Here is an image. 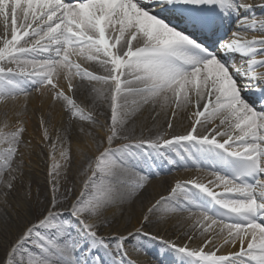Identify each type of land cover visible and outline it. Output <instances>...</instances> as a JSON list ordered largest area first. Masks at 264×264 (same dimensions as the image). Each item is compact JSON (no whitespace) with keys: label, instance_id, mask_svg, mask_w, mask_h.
Instances as JSON below:
<instances>
[{"label":"snow or ice","instance_id":"6c2138e0","mask_svg":"<svg viewBox=\"0 0 264 264\" xmlns=\"http://www.w3.org/2000/svg\"><path fill=\"white\" fill-rule=\"evenodd\" d=\"M33 94L67 126L39 115L47 203L0 240V264H264V0H0V105L16 117L0 120L6 233ZM73 127L82 154L95 148L75 195ZM175 168L195 174L149 192Z\"/></svg>","mask_w":264,"mask_h":264},{"label":"bare ground","instance_id":"6f19581e","mask_svg":"<svg viewBox=\"0 0 264 264\" xmlns=\"http://www.w3.org/2000/svg\"><path fill=\"white\" fill-rule=\"evenodd\" d=\"M7 111L9 115V124L14 125L16 121V117L13 116V111H14V106L9 104L5 108V106L0 105V120L3 119V113ZM49 112L52 111V120L51 123L55 125L57 128H64L67 126V118L62 114L60 108L57 106L54 110L50 108V105L47 101H44L43 106L41 104V99L40 97L36 96L33 94V96L30 98L29 103L27 105V113L24 116V120L26 123V132L23 135L24 139V144L21 145V151L23 152V160L29 161L30 158L34 157V152H37L36 149V142L41 143V136H40V130H39V115L41 112ZM164 116L161 115L159 117V122L163 124L164 122ZM140 124H143L145 128L151 127L152 125V119L151 115L148 110H145L142 112L138 117H137V135H139L140 131ZM179 124V121H177V125ZM74 129L72 130V138L74 140V146L72 148L73 152V161H72V166H74L73 171L70 173L69 176V181H73L76 183L74 195L77 194L81 188V181L83 180L84 177L80 176L78 174V169L81 168V166L85 163L86 160V155H89L91 152H95V148L93 147L91 150H88L86 154H82L81 151L78 150L77 148V129L73 127ZM53 135H55V131L53 130L52 132ZM147 131H145V135H147ZM42 144V143H41ZM42 149L41 150H47L46 147L42 144ZM81 147L83 145L81 144ZM85 155V156H84ZM84 156V157H83ZM195 174V170L191 169H178L177 171H174L173 173L171 172H162L159 176L153 178L151 182V186L149 188V192H152L153 195L155 196L157 193L158 194H166V191L172 184L169 181H175L176 179H188L192 175ZM68 181V184H69ZM20 182L17 180L15 185L20 186ZM70 185V184H69ZM44 199V194L42 195L41 193L34 194L31 196V199L27 200H22L20 201L17 205L19 206L18 208H15L16 206L13 207L16 209L15 211H12V209H9L8 212L10 215H15L19 214L20 219L16 220L13 224L9 226L8 232H3L0 231V240L2 239L3 236L6 235L7 242L11 239H14L17 227L16 225H19L22 223V218L24 215L26 208V205L28 202L29 205H31L32 209H34V214L36 213L37 207L38 206H46V201L44 205H37V200H43ZM137 212L139 214V206H137ZM161 230L160 233L167 238H176L177 239V229L170 228L165 230L164 228L160 229H154V231ZM185 238L180 237L178 242H183ZM3 247H0V256L3 255ZM154 259V258H153Z\"/></svg>","mask_w":264,"mask_h":264},{"label":"rangeland","instance_id":"374dc122","mask_svg":"<svg viewBox=\"0 0 264 264\" xmlns=\"http://www.w3.org/2000/svg\"><path fill=\"white\" fill-rule=\"evenodd\" d=\"M78 98L82 99V97H78ZM72 141H73V143H72V148H73V146H74L73 138H72ZM35 144H36L37 152H34V157L30 158L29 161L23 160V163H22L23 175H22L21 179H18V181L21 183L20 186L15 185L14 189L7 196L8 204L11 206V207L6 209L7 211L9 209H12V211H15L16 210L15 208L19 207L17 204L20 201L27 200V185L29 183L31 185V196L34 194H38V193H41L42 195L44 194V189H45V186L47 184V179H48V177H47V167H48L47 150L46 151L41 150L42 144L40 142H36ZM92 153L93 152H91L89 155H91ZM72 169H74V166H72ZM72 171L73 170H71V172ZM69 184L74 185V187H76V183L74 181H73V183H72V181H69ZM26 203H27L26 208H28L29 206L31 207V205H29L28 202H26ZM14 206H16V207L13 210ZM31 209H32V207H31ZM33 210L34 209H32V214H34ZM153 231H154V229H153ZM157 231L162 233L161 230H157ZM173 239H176V238H173ZM1 240L4 241V245L6 246L8 243L6 235L3 236ZM144 256L143 255L139 256L138 258H142L139 261H144L145 264H147V263L152 264L154 257L151 254H148V255L144 254ZM134 257H135V255L133 256V258Z\"/></svg>","mask_w":264,"mask_h":264}]
</instances>
